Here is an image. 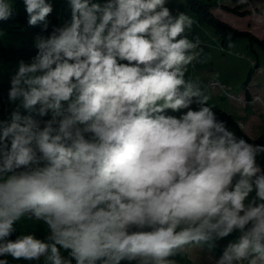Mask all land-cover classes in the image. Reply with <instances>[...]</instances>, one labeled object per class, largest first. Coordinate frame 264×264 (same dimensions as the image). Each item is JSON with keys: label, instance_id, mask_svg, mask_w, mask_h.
<instances>
[{"label": "clouds", "instance_id": "clouds-1", "mask_svg": "<svg viewBox=\"0 0 264 264\" xmlns=\"http://www.w3.org/2000/svg\"><path fill=\"white\" fill-rule=\"evenodd\" d=\"M21 2L47 32L52 0ZM168 2L66 0L35 36L0 119V264H177L234 234L211 264H264V144L186 79L203 48ZM16 11L0 0V22ZM24 220L46 235H17Z\"/></svg>", "mask_w": 264, "mask_h": 264}, {"label": "rangeland", "instance_id": "rangeland-1", "mask_svg": "<svg viewBox=\"0 0 264 264\" xmlns=\"http://www.w3.org/2000/svg\"><path fill=\"white\" fill-rule=\"evenodd\" d=\"M221 3L234 6L240 4L239 0H219ZM54 12L61 10L64 14H70L66 0H52ZM246 7L252 13L238 16L224 9L214 7L213 13L222 21L240 29L248 30L260 39L264 40V12L258 13L256 8L264 4V0H246ZM166 6L175 15L177 12L188 11L184 0H169ZM53 12V13H54ZM190 39L199 37L200 46L203 48L201 60L188 66L186 79L198 80L206 94L210 95L209 104H216L219 108L235 115L243 130L251 137H256L264 131V51L256 43H250L246 37L228 38L222 44L221 37L207 23L199 24L197 21L190 32L186 33ZM35 36L27 28H23L20 34H6L1 37L12 45H31ZM258 65V67L256 66ZM253 73L250 82L246 86L250 99L245 95L242 86L250 70ZM212 82H217L211 85ZM212 253L193 250L189 256L191 264H211ZM179 264V263H177Z\"/></svg>", "mask_w": 264, "mask_h": 264}, {"label": "trees", "instance_id": "trees-1", "mask_svg": "<svg viewBox=\"0 0 264 264\" xmlns=\"http://www.w3.org/2000/svg\"><path fill=\"white\" fill-rule=\"evenodd\" d=\"M184 2L188 11L194 14V17L199 24L207 23L213 28L214 32L221 37L222 44H225L228 38L234 39L235 37L241 36L246 37L251 44H258L264 51L263 39L258 38L248 30H240L229 25L219 19L212 11L214 7L219 6L225 11L231 12L235 15L245 16L252 13L250 9L245 8L247 5L246 2L234 6L221 3L219 0H184ZM13 7L17 10L13 18L8 21L0 22V28H2L6 34H20L23 28H27L34 35L39 34L46 36L51 32L52 26H60L70 18V14L66 15L61 10H57L48 18L50 21L48 31L42 32L41 26L30 27L27 25V18L21 0H13ZM255 11L263 13L264 4L260 8H256ZM21 42L22 44L12 45L0 37V119L3 120L10 119V112L12 110V106L7 100V93L10 86V75L14 74L21 59L30 63L32 57H34L37 52V49L34 46V40L30 42L31 45H26L24 41ZM256 66L258 67V65ZM252 73L253 69L250 70L247 78L242 83L248 100L250 99V96L246 90V86L250 82ZM209 106H211L216 112L218 119L225 121L229 129L234 131L237 136L243 137L250 143L264 144V131L256 137H251L243 130L235 115L219 108L216 104H209ZM21 111L22 114H27L24 110ZM260 162L264 163V157L260 158ZM17 229V235L19 232H35L38 237L46 235V226L38 221L24 220L17 225ZM235 235L237 234L218 241L217 246L211 253L215 257H219L222 253L223 247L229 240L234 239ZM13 238L15 237L13 236ZM8 259L10 264H29V262L26 261H12L10 257ZM175 259L179 264H191L189 256H177Z\"/></svg>", "mask_w": 264, "mask_h": 264}, {"label": "built area", "instance_id": "built-area-1", "mask_svg": "<svg viewBox=\"0 0 264 264\" xmlns=\"http://www.w3.org/2000/svg\"><path fill=\"white\" fill-rule=\"evenodd\" d=\"M192 66V65H191ZM214 83H217V82H212L211 85H213ZM218 84V83H217Z\"/></svg>", "mask_w": 264, "mask_h": 264}]
</instances>
